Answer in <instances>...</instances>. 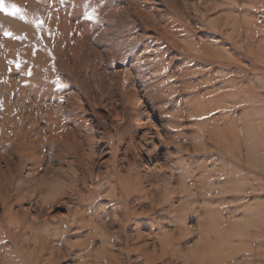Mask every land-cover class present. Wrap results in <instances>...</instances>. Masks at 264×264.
<instances>
[{
    "label": "rangeland",
    "instance_id": "rangeland-1",
    "mask_svg": "<svg viewBox=\"0 0 264 264\" xmlns=\"http://www.w3.org/2000/svg\"><path fill=\"white\" fill-rule=\"evenodd\" d=\"M37 1L0 12V264H264V0Z\"/></svg>",
    "mask_w": 264,
    "mask_h": 264
},
{
    "label": "snow or ice",
    "instance_id": "snow-or-ice-1",
    "mask_svg": "<svg viewBox=\"0 0 264 264\" xmlns=\"http://www.w3.org/2000/svg\"><path fill=\"white\" fill-rule=\"evenodd\" d=\"M60 3L63 4L64 0H60ZM0 12H3L6 15H9L12 17H16L22 21L28 22L26 8L19 6L16 3H6V0H0ZM82 18L85 19L86 21H94L95 19H97L96 9L94 7H91V5L87 3V0L85 3V11H84V15ZM32 22L36 23L37 28L40 27L38 22H36V21H32ZM4 35L5 36H12L13 34L9 31H5ZM17 38H22V37H17ZM18 67H19V65H18ZM55 85L58 88L63 87V85L59 82V80H57L55 82Z\"/></svg>",
    "mask_w": 264,
    "mask_h": 264
},
{
    "label": "bare ground",
    "instance_id": "bare-ground-1",
    "mask_svg": "<svg viewBox=\"0 0 264 264\" xmlns=\"http://www.w3.org/2000/svg\"><path fill=\"white\" fill-rule=\"evenodd\" d=\"M11 1V0H10ZM38 2L37 0H28V6L30 7L29 9H32L34 6H33V4H34V2ZM251 1V0H250ZM7 2H9V0H7ZM22 2H24V1H22ZM256 2V1H255ZM10 3H16L17 5H19V2H18V0H13V1H11ZM258 3V2H257ZM250 5L252 6L253 5V3L251 4L250 3ZM257 10V9H256ZM260 10V9H259ZM249 13V12H248ZM250 13H252V12H250ZM254 14V13H253ZM252 14V15H253ZM248 15H250V14H248ZM251 16V15H250ZM236 21H237V19H236ZM253 21V20H252ZM245 22H247V20L245 21ZM235 23V22H234ZM238 23V22H237ZM248 23V22H247ZM254 23V22H253ZM250 24H251V21H250ZM248 25H249V23H248ZM240 28V27H239ZM254 28V27H253ZM247 30V29H246ZM251 32V31H250ZM253 32V31H252ZM85 33V32H84ZM246 34H248V33H246ZM65 35V34H64ZM254 36H255V34H254ZM249 37V36H248ZM246 38V37H245ZM252 38V37H251ZM246 40V39H245ZM244 41V40H243ZM242 41V42H243ZM249 41H251V40H249ZM249 41H247V42H249ZM242 42H241V44H242ZM256 42V41H255ZM243 44H244V42H243ZM249 44H251V43H249ZM258 50V49H257ZM264 50V49H263ZM60 51V50H59ZM261 52V51H260ZM204 55H207V53H206V51H204ZM212 58V56L210 57V59ZM217 58H223L222 56H219V57H217ZM258 60H259V58H258ZM260 61V60H259ZM262 64H263V62H262ZM256 65V64H255ZM257 65H258V63H257ZM261 67V66H260ZM63 68V67H62ZM259 82H261V81H259ZM248 98H250V97H248ZM242 103V102H241ZM244 103H245V101H244ZM210 136H211V134H210ZM262 233V232H261ZM255 235V234H254ZM262 236V235H261ZM256 237H257V235H256ZM258 242V241H257ZM200 248H199V250H198V248L197 249H195V251H194V256L193 257H195L196 258V260H198V261H201V260H203L204 261V263L205 264H217L218 263V259L220 258L219 256H218V254H215V255H213L212 254V252H208V250H212L211 248H210V246H207V245H205L204 244V246L203 247H201V246H199ZM213 251V250H212ZM234 255L235 254H230L229 256H227L228 258H226L225 259V261L222 259L221 261H220V263H218V264H228V261H229V259H232L233 257H234ZM255 258V253H252V256H251V258Z\"/></svg>",
    "mask_w": 264,
    "mask_h": 264
}]
</instances>
